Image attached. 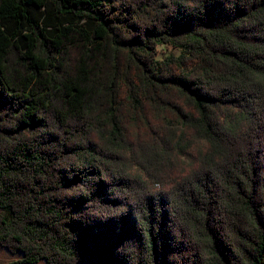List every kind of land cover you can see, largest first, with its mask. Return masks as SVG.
Segmentation results:
<instances>
[{
  "label": "trees",
  "instance_id": "16d2710c",
  "mask_svg": "<svg viewBox=\"0 0 264 264\" xmlns=\"http://www.w3.org/2000/svg\"><path fill=\"white\" fill-rule=\"evenodd\" d=\"M0 246L264 264V0H0Z\"/></svg>",
  "mask_w": 264,
  "mask_h": 264
},
{
  "label": "rangeland",
  "instance_id": "374dc122",
  "mask_svg": "<svg viewBox=\"0 0 264 264\" xmlns=\"http://www.w3.org/2000/svg\"><path fill=\"white\" fill-rule=\"evenodd\" d=\"M179 53V50L177 48H174L170 45H167V46H159L158 47V50H157V57L158 58H162L166 55H169V54H178ZM2 247V246H0ZM5 249V250H3ZM9 252L6 248L2 247V249L0 248V264H7V263H10L12 262V258H17L19 257V255L17 254V252H15V254L11 256H9L10 254H6L7 252ZM18 260V259H16ZM15 261V260H13ZM34 264H43V261H39L37 263H34Z\"/></svg>",
  "mask_w": 264,
  "mask_h": 264
},
{
  "label": "crops",
  "instance_id": "0c3cea01",
  "mask_svg": "<svg viewBox=\"0 0 264 264\" xmlns=\"http://www.w3.org/2000/svg\"><path fill=\"white\" fill-rule=\"evenodd\" d=\"M1 249H2V247H0ZM3 250H5V249H3ZM5 252H7V251H5ZM6 254H10L9 256H11L12 257V255L13 254H15V253H10V252H7ZM17 254L19 255V257H17V258H12L11 260L13 261V260H16V259H20L21 258V254L19 253V252H17Z\"/></svg>",
  "mask_w": 264,
  "mask_h": 264
}]
</instances>
